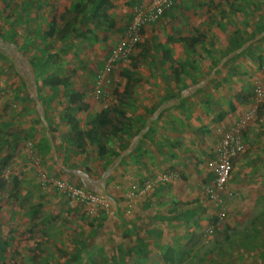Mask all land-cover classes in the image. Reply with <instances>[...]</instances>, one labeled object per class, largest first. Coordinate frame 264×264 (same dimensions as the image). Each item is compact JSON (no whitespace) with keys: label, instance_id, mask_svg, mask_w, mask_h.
<instances>
[{"label":"rangeland","instance_id":"374dc122","mask_svg":"<svg viewBox=\"0 0 264 264\" xmlns=\"http://www.w3.org/2000/svg\"><path fill=\"white\" fill-rule=\"evenodd\" d=\"M111 1L113 6L99 11L94 18L84 15L88 10L81 12L75 8L66 12L64 19L61 20L60 16L65 13L70 4L85 3L86 0H0V35L6 39L4 46L0 44V50L4 51L0 53V248L4 247L0 251V264H105L104 261L107 259L105 253L109 252H106L107 247L114 245L112 250L116 252L125 235L124 230L121 231L120 223L109 218L111 217V205L104 210L71 201L53 187L41 185L34 175L31 164L28 163L27 167L25 164L22 166L14 164V157L19 152L26 151L27 155H30L28 151H32V141L26 134H15V130L18 127L23 129L26 123L18 127L12 125L14 122L12 113L19 93L22 91V79L15 73L9 61L10 39L15 40L16 45L10 44L16 46L22 54V60L18 62L24 64L27 61L33 66L32 72L26 73L27 82L33 80L28 78V75H32L37 86V94L40 97H50V101L53 99L55 103L59 102V99H64L68 104L71 94L83 97L81 91L90 87V95L107 110L112 106L111 99L117 86L121 89L123 85H131L130 78L145 77V73L141 70L144 69L142 65L150 72L144 79H150L152 75H155L163 81H168L169 78L173 81H182L190 78L186 76H192L193 72L203 71L204 75H207L206 78L213 79L212 83L220 82V87L208 88L206 91L207 96L212 99L210 104L205 103L206 111L212 110L217 118H220V113L226 114L227 101H235L241 107H247L249 104L255 105L254 88L257 85L264 86V77L259 71L260 64H264V32H256V27L264 26V0H218L216 3L213 2L216 0H208L203 2V8L210 6L209 10L212 15L216 16L219 7L221 11L224 10L220 12V25H208L207 23L201 25L209 35L210 32L214 33L210 41L211 48L204 47L203 54L173 55L168 47L176 42L178 37L183 38L182 34L189 33V30H186L188 26L181 24L177 17L170 22L167 20L165 25L145 24L143 30L139 31L137 43L133 46L127 60H119L113 64L108 75L109 80L102 86V96L101 94L94 96L93 86L96 74L100 67H103L111 50L127 35L124 28L128 22L127 17L133 5L139 4L138 0ZM229 2H232L235 8L224 9ZM89 6L88 4L87 8ZM52 15L56 17V29L51 36H48L45 33L49 29ZM162 16L156 21H159ZM64 20L72 22L75 30H68L60 36L58 30L62 28ZM154 31L161 35V37L157 36L156 41L150 37ZM162 42L164 45L161 49ZM217 42L226 54L221 55L223 52L220 53V50H217ZM145 47L147 50L143 52ZM132 60L137 61L135 69L130 66ZM170 65L178 71L183 68L182 73L175 76L174 69L172 70ZM122 69L131 71V77L127 80L119 74ZM55 75L64 77L69 85L52 87L42 82L43 78ZM241 93L250 94L244 103H240L237 98V95ZM262 103H264V98L257 104L256 113L244 132L246 133L245 149L250 148L252 151L245 154L247 158L251 155L256 159L264 156V107H261ZM201 132L204 130L200 128ZM198 136L203 138L201 148L205 149L209 146L212 151L211 142L213 140H204L205 135L203 134ZM82 148L78 146L73 152L64 149L63 154L69 159H75L78 164H82L83 160L80 158L83 155ZM199 148L195 151L202 153ZM46 153L48 154V150ZM96 154L100 160H95L99 164L102 163L101 156L103 155L97 151ZM208 155L209 152L206 151L201 154V157L205 159ZM208 160L209 158L205 159L206 165ZM93 165L96 163L90 166ZM40 166H42L41 162ZM232 171L233 167L231 173ZM258 173L264 176V167ZM67 181L80 185L71 179ZM244 181V177H241V182ZM110 186L107 183V188ZM238 195L223 197L221 208L225 215L221 219L217 216L220 205L207 199L211 204L209 205L211 212L198 216L197 219L201 231L206 226H214L212 233L207 236L204 230L203 234L197 230L200 234L191 247L186 245L185 235L178 236L173 243L176 264H192L194 259L188 258L189 256H214L220 253L236 256L238 253L233 251L240 252L239 249L242 248V252L251 258L257 257L264 261V196L256 201L249 214L238 215L235 221L238 229L243 225L253 227L251 228L253 230L251 231L252 241L247 244L249 247L245 245L240 248L235 243H223L218 248L215 245L217 242H212L219 235L223 237L225 232L229 233V229L221 227H226V221L230 219L227 204L238 201ZM113 197L118 203L121 202V196ZM115 225H117L116 228ZM241 230V234H245L246 230ZM175 238L177 236L173 239ZM82 242L85 247L77 252L76 247L81 246ZM132 250L130 249L125 263L112 261L106 264H165L160 249L156 245L153 248H143L139 255L134 248ZM134 253L138 255L137 260L135 256L133 257ZM90 258H92L91 261Z\"/></svg>","mask_w":264,"mask_h":264},{"label":"crops","instance_id":"0c3cea01","mask_svg":"<svg viewBox=\"0 0 264 264\" xmlns=\"http://www.w3.org/2000/svg\"><path fill=\"white\" fill-rule=\"evenodd\" d=\"M138 1L140 2V0ZM204 1L208 0H182L174 8L167 10L159 21L151 23L152 25L157 23V26L165 25L167 20L170 22L175 19L174 17H177L181 24L188 26L186 30H189V33L182 34V40L179 39L180 37L177 41L173 39L176 42L168 47L173 55L203 54L204 47L211 48L210 41L214 33L210 32L209 35L201 25L205 23L220 25V12L224 10L221 11L219 7V12L214 16L209 10L210 6H206L208 9L203 8ZM230 7L235 8L232 2L225 5L224 9ZM132 11L133 8L127 17V24L131 19ZM198 24H200L199 27ZM169 35L172 36V34ZM157 36L161 37L156 31L150 35L155 41ZM0 38V44L4 46L6 40L4 37L3 40L1 35ZM190 38H197V41L189 44ZM223 44L226 43L223 42ZM163 45L162 42L161 49ZM9 47L11 49L9 61L15 73L22 79V91L14 105L12 125L18 127L20 124L26 123L23 129L18 127L15 134L30 136L32 151L39 158L42 165L40 167L47 174L74 180V183L82 185L87 190L106 195L112 207L109 218L117 220L122 227L121 231L124 230L125 235L121 239V245H118L119 249L114 252L112 250L114 245L107 247L106 252H109L105 253L107 259L104 263L112 261L125 263L130 249L134 248L139 255L143 248H153L155 245L160 249L162 257V251L168 247L173 250V243L181 235H185L187 246H193L200 234L199 231H205L208 227L206 226L201 231L197 217L211 212V208H209L211 204H209V200L207 201L204 189H202L212 178L205 159L213 158V148L221 133L252 104L241 107L235 101H227L226 114L220 113V118H217L212 110L206 111L205 103L212 102V99L207 96V89L220 87V82L212 83L213 79L206 78L207 75H204L203 71L193 72L192 76H186L190 78L182 81H173L170 78L168 81H163L155 75H152L150 79H144L150 72L147 67L141 64L142 68L144 67L141 70L145 73V77L130 78L131 85H127L128 87L123 85L121 89L119 86L115 88L120 96H113L112 106L108 108L109 111L105 115L106 119L110 120V124L106 125L103 132L97 128L98 132L101 131L102 134H96V138L90 142L85 137V132L92 130L93 126H98V122L103 120L101 111L104 110L103 105H100L90 95V87L81 91L83 97L78 95L72 100L68 98V104L64 99H59L60 101L57 102L59 104H57L53 99L50 101V97H40L36 92L37 86L33 76L28 75V78L33 79L28 82L26 78V73L32 72V64L27 61L20 64L18 61L22 60L21 52L10 43ZM216 47L220 53L223 52L221 55L226 54L219 43L216 44ZM0 53H4V51L0 50ZM227 54L229 55V53ZM170 66L172 70L175 68L173 65ZM244 101L239 99L240 103H244ZM231 103L233 108H230ZM69 117L78 123L80 134L76 140L72 137ZM18 120L21 121L18 122ZM200 128L204 132L200 133ZM202 134L205 135L204 140H213V143L211 142L212 151L209 146L205 149L201 148L203 138L198 135ZM245 137L246 133L243 135L244 141ZM97 143L102 145L104 150L100 164L97 162L100 159L96 157V151L99 150ZM78 146L84 148H82L83 155L80 156L83 160L82 164H78L75 159H69L63 154L64 149L73 152L77 150ZM178 147L181 148L178 149ZM198 147L202 153L195 151ZM206 151L209 152V155L204 159L201 154ZM243 151L245 153L238 154L232 161L233 171L230 174V182L228 181L229 188L227 187L228 191L240 194L237 193L239 200L227 204L226 208L230 219L226 221L227 226L221 228L229 229V233L225 232L223 237L219 235L218 238L213 239L212 242H217L215 245L218 248L223 243H235L242 248L252 241L251 231L253 230L251 228L253 227L243 225L238 229L235 221L238 215L249 214L256 201L264 196V176L258 173L264 167V156L256 159L251 155L247 158L245 154L252 151L250 148L245 149V142ZM14 158V164L20 166L25 164L26 166L29 163V155L26 151L19 152ZM90 159L92 160L89 162ZM92 163H96V165L90 166ZM158 175H167L169 179L155 183L141 197L129 199L121 196L116 189V186L128 187L133 183L142 184ZM241 177H244V182H241ZM107 183L111 185L109 188H107ZM113 196H121V202L118 203ZM241 229L246 230L245 234H241ZM176 236L177 238L173 239ZM242 249H239L240 252L233 251L238 253L236 256L220 253L214 256H189L188 258L194 259L192 264L264 263L261 261L263 259L251 258L246 255ZM229 251L227 252L229 253ZM137 254H133L135 259ZM171 255V264H176L175 252L172 251ZM96 259L98 260V258ZM91 260L92 258H90Z\"/></svg>","mask_w":264,"mask_h":264},{"label":"built area","instance_id":"2783aa9c","mask_svg":"<svg viewBox=\"0 0 264 264\" xmlns=\"http://www.w3.org/2000/svg\"><path fill=\"white\" fill-rule=\"evenodd\" d=\"M180 0H140L139 4L133 7L131 19L126 26V36L121 42L111 50L106 62L101 67L95 78L93 86V95L102 96V86L109 80L108 75L112 70L115 62L125 61L130 55L133 46L137 43L140 28L145 24L156 21L164 12L170 10ZM259 71L264 77V64H260ZM264 98V86L257 85L254 88L253 104L249 109L244 111L242 115L226 128L218 139L217 144L213 148V158L207 163L212 178L210 182L204 185V193L214 204L220 205L217 212L218 219H221L225 214L221 208L223 197H234L236 192L227 191V183L232 170L233 159L244 150L243 135L249 121L254 117L257 109V104ZM31 150V149H30ZM29 152V164H31L34 175L37 181L44 186H50L62 193L71 201L87 204L91 207L107 210L110 207V201L104 194L96 193L87 190L84 187L77 186L63 178L54 177L47 174L40 167V160L33 153ZM169 176L158 175L151 180H146L142 184L133 183L130 186H116L121 196L129 199L137 198L145 195L146 192L153 187L157 182L167 181ZM214 226H208L205 229V234L208 236L212 233Z\"/></svg>","mask_w":264,"mask_h":264},{"label":"trees","instance_id":"16d2710c","mask_svg":"<svg viewBox=\"0 0 264 264\" xmlns=\"http://www.w3.org/2000/svg\"><path fill=\"white\" fill-rule=\"evenodd\" d=\"M88 4L90 5L88 8ZM113 6V3L111 2V0H86L85 3H82V2H75V3H72L69 5V8L66 9L65 13L62 14L60 16V19L63 20L64 17H65V14L66 12H69L71 9H79V11L81 12H84L85 10H88L84 15H88L90 18H94V16L96 14H98L99 11L101 10H106L107 8H111ZM83 16V18L85 17ZM72 22L68 21V20H64V22L62 23V28L58 30V33L60 34V36H63L68 30L69 31H74L75 28L74 26L71 24ZM127 26V25H126ZM126 28V27H125ZM56 29V17L55 16H52V19H51V23L49 25V29L48 31H46V35L48 36H51L52 32ZM143 30V27L140 28V31ZM256 32L258 33H263L264 32V26H258L256 27ZM3 38V37H2ZM191 39V38H190ZM4 40V38H3ZM6 40V39H5ZM186 41V40H185ZM193 41H197V38L196 39H191V42L189 41L188 43L189 44H192ZM10 43H14L15 44V40L14 39H10L9 40ZM16 45V44H15ZM8 46V45H7ZM144 50L146 51L147 48H144ZM171 61V59H169ZM130 66L131 68H136L137 66V61L136 60H132L130 61ZM174 69V68H173ZM183 71V68L176 70L174 69L173 72L176 76H178L181 72ZM120 76L122 77H126V79L130 78L131 77V71L128 73V69H122V71H120ZM42 82L45 84V85H50L52 87H55V86H58V85H63V86H67V80L64 78V77H58V76H48V77H45L43 78ZM114 96L118 97L120 96L117 91H114L113 93ZM75 96V94H71L69 96V100H72L73 97ZM248 97H250V94L246 93V94H240V95H237V98L244 101V100H247ZM233 104L231 103L230 104V108H233ZM261 107H264V103L261 104ZM82 108V107H80ZM109 111V109H104L102 112V118L103 120H100L98 122V126H93V129L90 130V131H86L85 132V137L90 141V142H93V138H96V134H102L104 128L106 127V125L110 124V120L109 119H106L105 115L107 114V112ZM69 122H70V125H71V133H72V137L76 140L80 134V131H79V127H78V123L76 120H74L73 118H70L69 117ZM97 128L99 130H102V132H98ZM103 137V136H102ZM98 147H99V154L100 155H103L104 154V150H103V146L102 145H99L97 143ZM77 186H80V185H77ZM1 187V185H0ZM82 187V186H81ZM89 190V189H88ZM89 191H92V190H89ZM92 192H95V191H92ZM37 206H40V205H37ZM255 234V232H253ZM82 247H85L84 245V242L81 243V246H78L76 247V251L78 252L80 248ZM4 247L1 246L0 248V251H2ZM172 248L171 247H168L166 249H164L162 251V257H163V260L164 262H166V264H171V252H172ZM73 257H75L74 255H72Z\"/></svg>","mask_w":264,"mask_h":264}]
</instances>
